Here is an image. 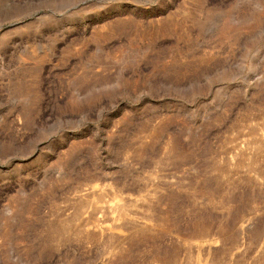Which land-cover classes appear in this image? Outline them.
Masks as SVG:
<instances>
[{
    "label": "rangeland",
    "instance_id": "obj_1",
    "mask_svg": "<svg viewBox=\"0 0 264 264\" xmlns=\"http://www.w3.org/2000/svg\"><path fill=\"white\" fill-rule=\"evenodd\" d=\"M0 264H264V0H0Z\"/></svg>",
    "mask_w": 264,
    "mask_h": 264
}]
</instances>
